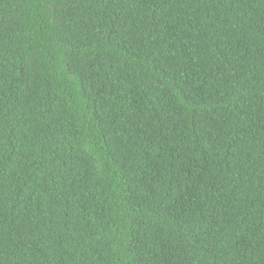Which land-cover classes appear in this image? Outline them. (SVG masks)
Listing matches in <instances>:
<instances>
[{"label":"trees","instance_id":"obj_1","mask_svg":"<svg viewBox=\"0 0 264 264\" xmlns=\"http://www.w3.org/2000/svg\"><path fill=\"white\" fill-rule=\"evenodd\" d=\"M0 264H264V0H0Z\"/></svg>","mask_w":264,"mask_h":264}]
</instances>
